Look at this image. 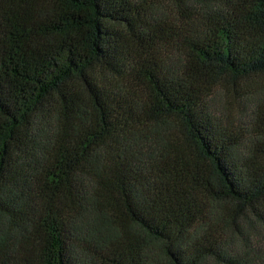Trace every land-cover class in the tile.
<instances>
[{
    "label": "trees",
    "instance_id": "obj_1",
    "mask_svg": "<svg viewBox=\"0 0 264 264\" xmlns=\"http://www.w3.org/2000/svg\"><path fill=\"white\" fill-rule=\"evenodd\" d=\"M0 264H264V0H0Z\"/></svg>",
    "mask_w": 264,
    "mask_h": 264
}]
</instances>
